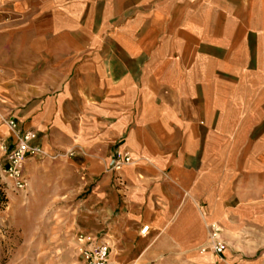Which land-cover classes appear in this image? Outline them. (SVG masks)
<instances>
[{"label":"crops","instance_id":"1","mask_svg":"<svg viewBox=\"0 0 264 264\" xmlns=\"http://www.w3.org/2000/svg\"><path fill=\"white\" fill-rule=\"evenodd\" d=\"M0 96L70 151L108 239L264 264V0H0Z\"/></svg>","mask_w":264,"mask_h":264},{"label":"rangeland","instance_id":"2","mask_svg":"<svg viewBox=\"0 0 264 264\" xmlns=\"http://www.w3.org/2000/svg\"><path fill=\"white\" fill-rule=\"evenodd\" d=\"M7 102L0 96V264H87L78 251L80 235L107 244L105 264H181L180 255L144 252L148 242L108 239L106 226L89 217L84 170L68 149L51 143L43 147L37 133L43 153L25 160L27 187L14 190L2 173L5 150L12 147L18 129L28 128L20 124L16 110L6 108ZM9 119L17 123L15 130Z\"/></svg>","mask_w":264,"mask_h":264},{"label":"built area","instance_id":"3","mask_svg":"<svg viewBox=\"0 0 264 264\" xmlns=\"http://www.w3.org/2000/svg\"><path fill=\"white\" fill-rule=\"evenodd\" d=\"M12 129L17 128L14 119L8 120ZM15 142L9 150H5V164L2 168L3 176L11 183L16 191H25L27 181L24 176L25 160L30 156L40 155L43 149L35 142L36 132L31 129L17 131ZM131 162V156L124 153L112 160L111 168L120 170L125 164ZM149 226L143 225L139 232L145 235ZM79 254L87 264H105L108 258L109 249L106 243L98 242L95 237L79 236ZM225 249V243L220 237V229L215 225L209 226L207 243L200 247L201 252L211 251L214 254H221Z\"/></svg>","mask_w":264,"mask_h":264}]
</instances>
